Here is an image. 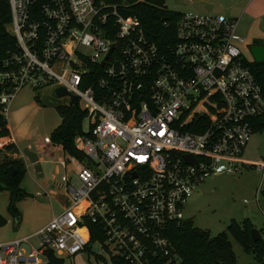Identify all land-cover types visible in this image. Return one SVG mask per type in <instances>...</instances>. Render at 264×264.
<instances>
[{
    "label": "built area",
    "instance_id": "obj_1",
    "mask_svg": "<svg viewBox=\"0 0 264 264\" xmlns=\"http://www.w3.org/2000/svg\"><path fill=\"white\" fill-rule=\"evenodd\" d=\"M125 5L9 0L15 46L0 55V114L22 87L56 85L83 103L90 127L74 138L80 156L57 161L68 205L34 234L0 242V264H46L47 252L70 257L94 243L127 264H178L169 231L190 220L196 187L248 166L264 174V159L244 156L264 89L236 20L178 11L172 39L158 43Z\"/></svg>",
    "mask_w": 264,
    "mask_h": 264
},
{
    "label": "rangeland",
    "instance_id": "obj_2",
    "mask_svg": "<svg viewBox=\"0 0 264 264\" xmlns=\"http://www.w3.org/2000/svg\"><path fill=\"white\" fill-rule=\"evenodd\" d=\"M166 8L174 11H209L218 12L221 0H162ZM246 44V43H245ZM241 51L247 60L252 55L247 45ZM56 85H47L41 89L22 87L14 96L4 116L11 130L10 136L0 138V162L16 156L12 150L7 151L4 145L12 142L18 145V155L29 164L26 169L22 188L26 197L16 201L18 216H12L8 209L9 192L0 188V216L6 222L0 225V242L12 241L35 233L39 226L47 223L51 217L68 205V196L60 180L61 167L56 161L63 154L46 151L40 146L44 137L52 138L55 128L61 123V116L56 109L57 102L65 104L67 97L55 95ZM38 96V100L37 97ZM83 108V103H79ZM90 121L88 115L83 117L82 131H88ZM29 145V148H28ZM53 145L49 147L53 149ZM27 155L28 157L24 156ZM62 154V155H61ZM244 156L250 161L264 159V127L253 133ZM40 160L38 164L34 160ZM42 160V161H41ZM264 188V174L248 166L235 174L223 173L209 175L188 196L184 215L193 225L216 235L224 231L231 221H242L248 218L252 227L258 229L264 240V197L260 189ZM41 192V195H37ZM259 199L260 208L256 206ZM247 200L248 203H244ZM237 264L253 263V255L229 236ZM30 243L37 245V238L32 237ZM26 249H28V246ZM89 249V250H88ZM87 250L75 256L62 257V264H111L112 257L108 249L94 243Z\"/></svg>",
    "mask_w": 264,
    "mask_h": 264
},
{
    "label": "trees",
    "instance_id": "obj_3",
    "mask_svg": "<svg viewBox=\"0 0 264 264\" xmlns=\"http://www.w3.org/2000/svg\"><path fill=\"white\" fill-rule=\"evenodd\" d=\"M117 4H126L119 7V11L124 15L138 16L145 34L152 40L163 43L170 41L173 35L172 24L178 17V12L168 9L164 6L162 0H106ZM163 20L171 22V28L165 30L162 25ZM11 21L9 0H0V55L14 49L15 38L7 30ZM250 67L261 86L264 89V61L252 62ZM39 99L38 96L36 97ZM56 109L61 116V123L55 128L51 141L62 147V150L68 154L80 156L74 146V138L83 134L81 123L86 111L78 105L74 106L67 102L61 104L57 102ZM264 127V117L261 123L255 125L254 132ZM10 136V129L7 120L0 114V138ZM7 151L12 150L18 154L17 146L14 142L4 145ZM2 149H0L1 154ZM14 169V173L10 171ZM26 165L20 156H14L0 162V188L9 192L8 209L12 216L17 217L19 212L16 207V201L26 197V192L21 186ZM260 194L264 197V188L260 189ZM6 220L0 216V225ZM252 224L248 218L242 221L231 219L224 231L216 235H210L209 231L200 229L193 225L191 220L182 222L180 225L171 227L169 236L172 242V252L178 258V264H237L233 252L232 243L229 236L232 237L245 252L253 255V263L264 264V240L262 238L254 241L250 234ZM93 230V227H92ZM93 234L91 241H94ZM90 247L87 246L86 250ZM89 250V249H88ZM48 261L46 264H62L63 259L47 252ZM111 264H127L124 260L112 257Z\"/></svg>",
    "mask_w": 264,
    "mask_h": 264
},
{
    "label": "crops",
    "instance_id": "obj_4",
    "mask_svg": "<svg viewBox=\"0 0 264 264\" xmlns=\"http://www.w3.org/2000/svg\"><path fill=\"white\" fill-rule=\"evenodd\" d=\"M199 12L208 13V14H223L228 18L235 19L237 22L236 29H235V36L243 38L244 40V43L239 44L240 47L242 45L248 46L249 44L264 45V0H221L219 3L218 12L214 13V12L201 11V10ZM10 133H11V130H10ZM11 138H12V142L15 143V145L17 146V150H18V145L16 144L12 136ZM52 143L53 142L44 143V141H41L40 146H42L48 152H51V151L53 153L60 152L63 154V150L60 145H53L54 147L53 149H51L49 145ZM28 148H29V145H28ZM16 156H19V155L16 154ZM24 156L28 157L25 154ZM27 161L28 160L26 159L25 165L28 166L29 168L30 166L27 163ZM39 162L40 160L38 159L34 160V163L36 164H38ZM66 206L67 205H65L64 207ZM42 226L40 225L39 228ZM37 230H35V232ZM16 239H19V238H16Z\"/></svg>",
    "mask_w": 264,
    "mask_h": 264
},
{
    "label": "water",
    "instance_id": "obj_5",
    "mask_svg": "<svg viewBox=\"0 0 264 264\" xmlns=\"http://www.w3.org/2000/svg\"><path fill=\"white\" fill-rule=\"evenodd\" d=\"M248 50L250 51L251 55H252V59L254 62H262L264 61V45L261 44H249L248 46ZM55 95L58 97H69L71 103L74 106H77V97L75 95H71L67 92V90L64 87H57L55 89ZM10 171L12 173H14V169L12 167H10ZM250 234L251 237L254 241H257L258 239L261 238V233L258 229L251 227L250 229Z\"/></svg>",
    "mask_w": 264,
    "mask_h": 264
}]
</instances>
